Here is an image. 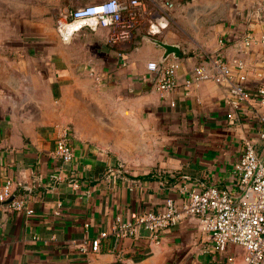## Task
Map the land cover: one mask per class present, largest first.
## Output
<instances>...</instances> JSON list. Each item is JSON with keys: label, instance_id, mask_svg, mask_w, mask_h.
Here are the masks:
<instances>
[{"label": "crops", "instance_id": "crops-1", "mask_svg": "<svg viewBox=\"0 0 264 264\" xmlns=\"http://www.w3.org/2000/svg\"><path fill=\"white\" fill-rule=\"evenodd\" d=\"M172 1V22L157 38L181 55L163 63L165 49L145 23L127 47L107 45L105 28H84L66 44L39 9L24 18L22 2L0 5V186L9 178L20 184L15 196L33 211L0 202V264L227 263L186 216L158 239L144 229L112 235L118 216L161 212L170 197L182 205L183 185L235 190L233 169L247 141L264 155L257 106L233 108L228 84L187 83L196 66L209 68L221 55L234 80L257 92L259 82L244 79L235 61L259 65L264 56V0ZM151 61L176 65L172 92L156 89L162 70L150 71ZM61 126L70 128L75 153L68 165L53 155ZM102 232L109 234L102 250L86 251Z\"/></svg>", "mask_w": 264, "mask_h": 264}, {"label": "built area", "instance_id": "built-area-1", "mask_svg": "<svg viewBox=\"0 0 264 264\" xmlns=\"http://www.w3.org/2000/svg\"><path fill=\"white\" fill-rule=\"evenodd\" d=\"M174 6L172 0H100L65 9L56 21V29L61 41L69 44L84 28L92 31L105 28L108 30L107 45L127 47L144 23L149 35L161 36L172 22L171 10ZM262 10L259 8L257 13L260 15ZM252 41L253 35L246 34L245 44L249 46ZM220 42L224 45V40ZM121 58L125 63V52ZM212 64L209 68L204 64L196 66L187 83L196 86L205 81L228 84L229 103L233 108L240 107L244 102L258 107L260 136L264 140V56L259 65L248 64L244 60L235 61L237 68L244 71V79L252 76L259 82L255 94L249 92L242 81L234 80L230 64L221 55L215 56ZM161 65L158 61H151L148 69L152 72L162 70L155 87L165 95L176 87V65L162 68ZM90 75L100 82L101 75L98 72L91 70ZM229 116L232 117V114ZM53 155L65 165L74 161L75 153L68 126L60 127ZM233 173L235 190L213 185H183L180 187L184 199L182 205L170 197L166 200L165 210L161 212H134L128 219L118 216L112 235L116 240L137 237L144 229L152 239H158L164 229L178 225L186 216L198 222L200 229L211 238L217 252L226 255V264H264V155H260L251 141L245 143ZM19 185L13 179H7L0 186V202L8 201L12 210L31 215L33 211L26 199L15 196ZM108 236L107 232H102L85 246V250L100 252L102 240Z\"/></svg>", "mask_w": 264, "mask_h": 264}, {"label": "rangeland", "instance_id": "rangeland-1", "mask_svg": "<svg viewBox=\"0 0 264 264\" xmlns=\"http://www.w3.org/2000/svg\"><path fill=\"white\" fill-rule=\"evenodd\" d=\"M15 1L17 4L18 2H22L24 18L27 16L31 17L30 12L35 8L36 10L39 9V16L54 18L55 22L65 9H71L76 6L69 1L63 2L60 6L59 4L52 3L50 0H0V5L4 6L6 4L8 9H12L14 8Z\"/></svg>", "mask_w": 264, "mask_h": 264}, {"label": "water", "instance_id": "water-1", "mask_svg": "<svg viewBox=\"0 0 264 264\" xmlns=\"http://www.w3.org/2000/svg\"><path fill=\"white\" fill-rule=\"evenodd\" d=\"M153 42L156 44L162 46L165 49V54L162 58V63L165 62V60L170 56L173 55L174 57L178 58L181 55V49L178 45H172L168 44L167 42L162 41L161 39L157 37H150Z\"/></svg>", "mask_w": 264, "mask_h": 264}, {"label": "trees", "instance_id": "trees-1", "mask_svg": "<svg viewBox=\"0 0 264 264\" xmlns=\"http://www.w3.org/2000/svg\"><path fill=\"white\" fill-rule=\"evenodd\" d=\"M107 240V239H106Z\"/></svg>", "mask_w": 264, "mask_h": 264}]
</instances>
